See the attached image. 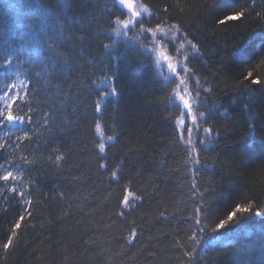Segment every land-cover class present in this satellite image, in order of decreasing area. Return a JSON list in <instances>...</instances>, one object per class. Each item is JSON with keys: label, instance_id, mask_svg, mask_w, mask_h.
<instances>
[{"label": "trees", "instance_id": "1", "mask_svg": "<svg viewBox=\"0 0 264 264\" xmlns=\"http://www.w3.org/2000/svg\"><path fill=\"white\" fill-rule=\"evenodd\" d=\"M122 1L0 0V264H264V0Z\"/></svg>", "mask_w": 264, "mask_h": 264}, {"label": "rangeland", "instance_id": "2", "mask_svg": "<svg viewBox=\"0 0 264 264\" xmlns=\"http://www.w3.org/2000/svg\"><path fill=\"white\" fill-rule=\"evenodd\" d=\"M122 2L128 9L130 16L139 10L137 5L130 0H123ZM11 68L10 65H6V70L0 79L2 82L0 91V135L8 126L18 123L17 120L9 114L10 105L16 98L22 95L24 89L23 80L14 73Z\"/></svg>", "mask_w": 264, "mask_h": 264}]
</instances>
